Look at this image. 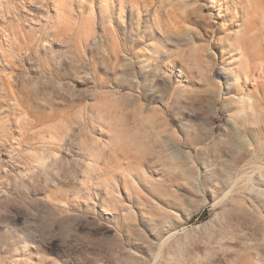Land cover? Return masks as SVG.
Returning <instances> with one entry per match:
<instances>
[{
    "label": "rangeland",
    "instance_id": "1",
    "mask_svg": "<svg viewBox=\"0 0 264 264\" xmlns=\"http://www.w3.org/2000/svg\"><path fill=\"white\" fill-rule=\"evenodd\" d=\"M0 264H264V0H0Z\"/></svg>",
    "mask_w": 264,
    "mask_h": 264
},
{
    "label": "bare ground",
    "instance_id": "2",
    "mask_svg": "<svg viewBox=\"0 0 264 264\" xmlns=\"http://www.w3.org/2000/svg\"><path fill=\"white\" fill-rule=\"evenodd\" d=\"M247 2H249V1H253V0H246ZM249 9V5H243V10L245 11V12H247V10ZM235 39H237V37H235ZM236 53H237V56L239 57V59H240V67H242V66H244L245 64H246V51H245V49L242 47V48H240V47H236Z\"/></svg>",
    "mask_w": 264,
    "mask_h": 264
},
{
    "label": "snow or ice",
    "instance_id": "3",
    "mask_svg": "<svg viewBox=\"0 0 264 264\" xmlns=\"http://www.w3.org/2000/svg\"><path fill=\"white\" fill-rule=\"evenodd\" d=\"M164 207H165V208H171L173 211H175V210H176L175 208H173V206H172V205H164Z\"/></svg>",
    "mask_w": 264,
    "mask_h": 264
}]
</instances>
